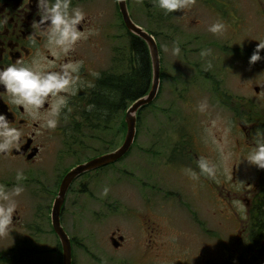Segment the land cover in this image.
Returning a JSON list of instances; mask_svg holds the SVG:
<instances>
[{"label": "flooded vegetation", "instance_id": "af4514ba", "mask_svg": "<svg viewBox=\"0 0 264 264\" xmlns=\"http://www.w3.org/2000/svg\"><path fill=\"white\" fill-rule=\"evenodd\" d=\"M133 1L127 0V4L134 20L137 12H133ZM194 1L204 5L206 36L204 43L197 47L199 50H194L200 53V60L185 62L186 74L191 77L184 89L183 99L189 97V105L203 113L207 120L212 115H207L205 107L201 111L200 106L208 101L210 106L216 107L218 121H226V129L230 133H239L245 140L257 128L264 129V114L256 110L245 93L232 91L223 77L226 73H239L241 83L235 87L241 90H251L252 84L247 82L258 78L262 84L253 90L258 96L262 94L264 55L263 60L249 63L257 45L249 29L254 25L256 16L262 21L260 40L264 41V0ZM37 3L38 0H0V69L18 61L31 64L34 59L41 63L51 62L48 71L59 72L60 65L69 61L80 62V67L78 73L73 74L78 77L74 94L60 93L67 98V106L61 109L57 127L40 129V135L35 130L40 128L43 119L33 120L26 115L24 107L11 103L6 89L0 85V115H4L9 125L21 133L18 147L0 152V186L9 193L17 185L23 189L19 196L12 197L17 208L7 234L0 236V264H27L32 244L47 241L51 235L60 242L52 225V211L64 178L76 167L118 150H110L112 138L120 137L125 142L128 110L134 101L147 95L151 89L149 84L147 93L140 94L134 101H129L126 95L129 77L139 73L140 61L137 47L134 49L133 46L135 38L129 36L118 0H71L70 9L80 8L86 14L77 26L84 37L67 55L61 52L57 57L52 56L45 46L47 38L44 33L51 22L40 24L38 29L33 27L40 20ZM155 8L158 7L155 5ZM137 11L141 14L142 7ZM230 11L234 15L232 20L227 17ZM213 19L224 25L225 19H228L233 22L234 28L230 30L225 25L221 33L213 34L208 31ZM127 36L130 38L129 45ZM118 41L120 43L116 45ZM202 51L208 54L201 56ZM261 52L264 54V50ZM41 57L46 60L41 61ZM162 76L161 66L160 87ZM117 88L119 94L114 100L112 94ZM50 101L51 95L40 109L41 116L49 109ZM146 109L148 107L137 114V126L139 115ZM177 131L185 136L181 130ZM2 139L0 137V142ZM200 142L199 150L189 147L185 138L173 143L168 152V165L185 170L184 174L180 172L178 175H185V179L194 181L193 185L204 183L205 190L208 187L214 194L210 202H216V207L222 209L208 213L206 201L201 197L198 202L183 206L186 218L183 222L188 229L179 230V237H186V243H180L177 240L179 237H172L161 244L163 230L152 218L143 217L141 228L144 233L140 228L138 236L145 246L141 243L137 260L140 264H264V169L247 160L255 143L237 141V146L235 142L233 152L236 157L231 164L223 167L218 157L207 155L201 139ZM96 144L109 148L97 149ZM125 157L117 163L85 173L71 184L62 208V225L70 196L91 198L97 194L109 196L113 191H121L122 183L116 177L121 180L125 176V170L119 168ZM201 158L215 166L214 178L201 172L198 167ZM69 159L73 160L70 164L67 163ZM17 173H22L24 179L17 181ZM218 180L228 182L220 186ZM239 181H245L242 187L238 186ZM117 182L119 186L113 190L112 186H117ZM220 187L224 190L221 191ZM105 188L108 189L107 195L104 194ZM152 188L157 193L161 192V186L156 188L152 185ZM165 195L167 201L172 197L179 199V194L175 192ZM78 203L77 199L73 206ZM201 204L203 210L199 208ZM208 214H212L214 220L209 219ZM111 241L117 242L120 249L127 242L119 231L112 233ZM60 254L59 259L63 262V253ZM161 254H165L166 258L160 257Z\"/></svg>", "mask_w": 264, "mask_h": 264}, {"label": "rangeland", "instance_id": "374dc122", "mask_svg": "<svg viewBox=\"0 0 264 264\" xmlns=\"http://www.w3.org/2000/svg\"><path fill=\"white\" fill-rule=\"evenodd\" d=\"M140 7L143 11L141 14L137 11ZM132 8L134 13H139L134 16L135 22L145 31L155 34L162 58L163 80L157 100L139 115L137 138L129 154L119 165V168L125 170V176L121 180L119 176L116 177L117 181L122 183L121 191H113L109 196L97 194L91 198L83 195L68 198L63 214V227L73 238V264H140L137 260L141 252L139 247L141 243L144 247L145 242L138 234L141 230L144 233L141 228L143 217L148 216L157 222L159 228L163 230L160 242L164 244L172 237H179L181 235L179 230L188 229L183 222L186 219L184 209L186 205L198 202L201 197L206 201L208 213L221 208L216 207V202H210L214 194L208 187L205 190L204 183L198 182L193 185L194 181H189L185 179V175L183 176L185 170L177 166L169 167L167 157L173 143L185 138L189 147L199 150L201 139L207 155L218 157L223 167H227L235 156V142L237 146H239L237 141H251L254 144L256 133L264 131L257 128L251 137L244 140L239 133H230L226 129V121H218L216 107L210 106L208 101L202 102L207 115H212L207 120L203 113L189 105V97L187 100L183 99L184 89L191 77L186 74L185 62L200 60V53H195L194 50H199L197 47L204 43L206 36L204 5L194 1L185 9L165 14L160 8L157 12L155 0H134ZM227 17L232 20L234 15L230 11ZM229 20L225 19V25L233 30V22ZM216 22L213 19L209 24ZM260 22L262 21L255 16L254 25L249 29L257 44L261 42L263 33ZM127 41L129 45V36ZM119 43L116 42V45ZM176 47L180 48L178 55L173 53ZM263 55L261 52V60ZM223 79L236 94L245 93V97L255 105L256 110L264 114V90L260 96L253 90L255 86L262 84L258 78L247 82L252 84L251 90L235 87L241 83L239 73H226ZM177 129L185 136L182 137ZM122 140L120 137L112 138L110 150L121 148L124 144ZM96 147L109 148L102 147V144H96ZM72 162L70 159L67 161L69 164ZM180 172L183 174L178 175ZM217 182L221 186L228 181ZM119 183L117 182L115 187L112 186V189L116 190ZM239 183L238 186L242 187L241 184L245 181ZM152 185L156 188L161 186V192L153 190ZM220 190L224 189L220 187ZM169 192L179 194V199L172 197L167 201L165 194ZM77 199L79 203L73 206ZM199 208L203 210V204ZM211 215L208 214V218L214 220ZM118 231L127 240L121 249L115 248L111 241L112 233ZM145 237L147 239L146 235ZM177 240L186 243L184 236ZM31 248V253L26 258L27 264H63L62 259H59L62 253L61 243L54 235L47 241L32 244ZM57 248L59 251H56ZM160 257L164 259L166 255L161 254Z\"/></svg>", "mask_w": 264, "mask_h": 264}, {"label": "clouds", "instance_id": "9594fccd", "mask_svg": "<svg viewBox=\"0 0 264 264\" xmlns=\"http://www.w3.org/2000/svg\"><path fill=\"white\" fill-rule=\"evenodd\" d=\"M194 0H155V5L164 10L165 14L176 12L178 10L189 7ZM71 0H38V15L40 20L33 24V27L39 28L40 24L48 25L44 35L47 38L46 47L52 56L57 57L59 53L67 55L76 45V43L84 37V33L78 30V25L85 19V13L80 8H71ZM6 23V21H4ZM225 28L224 23L216 22L209 26L208 31L217 34L221 33ZM264 50V41L259 42L253 54L250 57V64H255L262 59L261 51ZM173 53L178 55L180 48L176 47ZM207 51H202L201 56H206ZM41 61L46 58L41 57ZM51 62H38L33 60L31 64L17 62L0 69V85L6 89L10 102L23 106L26 115H30L33 120L43 119L40 128L36 129L37 135H40V129H55L58 124V117L61 109L67 106V98L60 93L67 92L74 94L73 88L76 85L80 62L73 63L71 61L60 65L61 70L48 71L47 68ZM51 95L52 101L49 102V109L41 116L40 109L44 105L46 99ZM205 105L200 106V110H204ZM71 111V109H69ZM21 133L11 127L4 115H0V152H7L11 147H18ZM247 160L260 169H264V131L256 133L255 147L249 152ZM198 167L203 174L209 177H215V166L210 165L207 160L201 158L198 161ZM196 178L195 173H192ZM17 181L24 179L22 173H17ZM23 191L22 187L17 185L13 192L9 193L0 186V200L4 203L0 204V236L7 234L9 225L13 220V213L16 211L17 205L13 196H19ZM108 189H104L107 195Z\"/></svg>", "mask_w": 264, "mask_h": 264}, {"label": "water", "instance_id": "95a60500", "mask_svg": "<svg viewBox=\"0 0 264 264\" xmlns=\"http://www.w3.org/2000/svg\"><path fill=\"white\" fill-rule=\"evenodd\" d=\"M118 4L123 18V22L127 30L133 36L143 40L149 50L151 63H152V71H153L151 91L149 92L148 95L137 99V101L129 109L126 118V123L128 128L127 137L122 147L119 148L116 152L99 157L86 164L76 167L75 169L71 170L64 178L59 194L54 202L53 211H52V225L62 246L63 264H73L72 240L65 231L61 222L62 208L63 205L65 204L69 187L77 178H79L83 174L97 170L100 167H105L107 165L116 163L130 152L135 142L136 133H137V114L142 108L152 104L155 101L159 92L160 80H161V56L157 41L153 37V35L145 31L142 27L137 25L132 20L129 13L127 0H118ZM113 244L116 248L119 245L117 242L114 241Z\"/></svg>", "mask_w": 264, "mask_h": 264}, {"label": "trees", "instance_id": "16d2710c", "mask_svg": "<svg viewBox=\"0 0 264 264\" xmlns=\"http://www.w3.org/2000/svg\"><path fill=\"white\" fill-rule=\"evenodd\" d=\"M153 36H155L154 33H151ZM130 37L135 38L133 42L134 49L138 50V58L140 61V71L139 73H135L132 76L129 77V83L127 84V91L126 95L129 99V101H134L136 98H139L140 94L143 93L145 95L147 93V88L149 87V84L151 83V77H152V67H151V59L149 50L147 48V45L144 41L141 39L131 36ZM136 41V42H135ZM133 79V80H131ZM119 94V90L117 88L116 92H113L112 95L113 99L115 100L116 96ZM123 94V93H122ZM112 99V100H113Z\"/></svg>", "mask_w": 264, "mask_h": 264}]
</instances>
